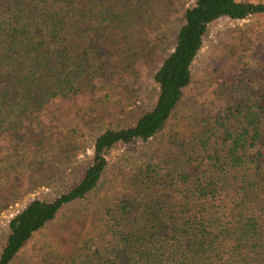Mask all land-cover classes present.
<instances>
[{"label":"trees","instance_id":"1","mask_svg":"<svg viewBox=\"0 0 264 264\" xmlns=\"http://www.w3.org/2000/svg\"><path fill=\"white\" fill-rule=\"evenodd\" d=\"M177 2L0 0V146L15 141L0 158V214L57 188L8 221L0 264H264V91L226 83L217 111L185 96L209 27L264 16V3L196 0L169 47L158 35ZM144 70L155 83L146 110ZM80 98L96 100L100 132L89 165L65 182L46 166L61 148L35 126L50 102ZM119 147L127 160L109 188ZM49 228L43 254L23 257Z\"/></svg>","mask_w":264,"mask_h":264},{"label":"rangeland","instance_id":"2","mask_svg":"<svg viewBox=\"0 0 264 264\" xmlns=\"http://www.w3.org/2000/svg\"><path fill=\"white\" fill-rule=\"evenodd\" d=\"M253 3H264V0H240ZM196 0H178L170 21L164 27L162 35H158L163 43L173 47L176 31L182 26L185 10L195 4ZM166 44V45H167ZM241 57H244L242 59ZM264 62V16L248 18L244 21L220 19L208 29L204 48L193 66V80L186 90V106L193 110L203 108L218 110L222 107L219 97L221 88L226 83L241 85V89L259 96L264 91V79L261 76V65ZM245 63L249 64L247 67ZM143 71L138 87V107L149 109L155 103V83ZM231 95L229 96V98ZM225 97H223L224 99ZM94 99L59 100L50 102L42 111L41 118L35 126V134L47 139L60 147L54 151V157L46 166L60 170L63 179L74 181L79 179L81 172L89 165L93 155V140L100 132L99 125L92 117ZM95 122V123H94ZM73 137V139H72ZM77 143L79 148L74 147ZM15 141L8 137L0 146V158H6L13 152ZM61 144L62 146H58ZM16 148L23 149L20 145ZM125 147H119L109 156L110 167L105 182L110 188L119 179V171L123 161ZM74 155V156H73ZM58 175V173L56 174ZM27 188L29 184H27ZM57 192L55 187H40L24 196L22 202L9 211L0 214V246L5 244L8 234V221L14 217L27 203L34 199L52 198ZM94 198L99 199L103 196ZM66 213L68 210L65 211ZM63 214V213H62ZM60 215V217L62 216ZM49 229L37 234L23 251L26 259H38L46 249L49 240Z\"/></svg>","mask_w":264,"mask_h":264}]
</instances>
